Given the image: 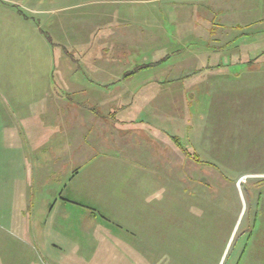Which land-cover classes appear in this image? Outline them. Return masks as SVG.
Segmentation results:
<instances>
[{"label":"rangeland","instance_id":"obj_1","mask_svg":"<svg viewBox=\"0 0 264 264\" xmlns=\"http://www.w3.org/2000/svg\"><path fill=\"white\" fill-rule=\"evenodd\" d=\"M70 67L104 87L61 99L54 77ZM75 96L82 133L94 126L123 149L116 160L141 167L110 166L92 133L83 164L100 167L73 185L81 207L52 208L59 175L53 157L26 151L28 131L63 142ZM263 170L264 0H0V264H227L231 238L226 257L264 212V184L253 185ZM103 181L113 202L92 204ZM244 203L250 219L237 227Z\"/></svg>","mask_w":264,"mask_h":264},{"label":"crops","instance_id":"obj_2","mask_svg":"<svg viewBox=\"0 0 264 264\" xmlns=\"http://www.w3.org/2000/svg\"><path fill=\"white\" fill-rule=\"evenodd\" d=\"M41 2H42V0H38V5ZM33 12L36 14H42V15H46L48 13L45 11H37V12L33 11ZM35 35H38V40L43 38L42 34L39 32L38 29L34 30L33 36H35ZM57 45H60V43H57ZM64 53L66 55L65 50H64ZM66 56L69 57L68 55H66ZM61 58H63V56H61ZM69 58L71 59V57H69ZM255 64L257 65V62H255ZM247 65H249V64H247ZM54 71L56 72V70H54ZM56 73L57 74L54 77V78H57L56 86L58 83L59 87L61 88V89L59 88L60 91L63 90L61 92L64 93V95L59 96V97L61 99H64L65 101L70 100V98H71L70 95L72 93H73V95L81 93L87 85L92 86L94 84L96 86L104 87L103 82H101L102 83L101 84L100 82L97 81V79H95V81L90 80L88 82L82 81L81 78L76 80L75 76L80 72H78L77 69H72L71 67L69 69H66V70L64 69V71H57ZM94 73L96 76L99 75L97 72H94ZM101 75H102V78H104V76H107V74H101ZM31 76H33V75H31ZM37 76L40 77V74L39 75L37 74ZM135 76H133L130 79L125 80V82L132 80ZM72 98H74L75 101H74V104L71 107V109H75L74 111H76V109L78 108V111H79L78 119L79 120L76 119V116L73 117V119H72L73 124H74L73 127L71 124L65 123L68 120H63V124L65 126H64V128L62 127L60 129V132L57 134V136L60 135V137L64 136L62 138L63 142H60L58 145L56 144L54 148L49 147V146H51L49 140L46 143H45V140L41 143H34L38 140V138H34V136H32V134H31L32 128L31 127L29 128V129H31V131H28L29 137L31 138V141H30L31 145H28L29 140H27V145H28L27 149L29 151L28 150H26V151L28 153H30V149H32L33 154H36L37 156H38L37 153H43L44 152V156L41 155L42 157H44V161H45V156H49V158L53 157V163L54 164H53L52 169L56 170V172H58V175H59L57 180H56L57 185H55V187H54V188H57L58 190L55 191V194L54 193L51 194V196H50L51 200L50 201H52V202L48 203L49 206L53 205L52 208L54 206H57L58 204L70 205L71 207H78V206L81 207L82 204L79 201H76V198L79 199V197H76V194H75L76 191H75V188H73V185L75 184V182L80 177V175L83 171L86 172L88 169L92 168L93 172H94L93 174H95V172L96 173L98 172L97 168L100 167V166L91 165V166H88L89 168L87 169L86 164L89 165L92 163V161L90 163H88V161H87V163L83 164L84 163L83 157L89 158L90 156L95 155L94 153L89 155L90 153H86L87 151H83L86 149L84 146L88 145V148L90 146V147H93L95 149H97V146H98L95 143L93 145V144L87 142L88 140H91L89 138L92 135V133L94 134V140H97V139L101 140V148L100 149H102L104 151V152L100 151L101 157H102V159H110V163H108L110 166L116 167V169L118 168L121 170V166L125 163L134 164L135 166L133 167V169L130 170L133 174L138 173L137 167H141V166H138L136 161H135L136 156H135V158H132L133 163H131L130 160H124L123 161V159L120 157L118 160H116V158H118V154L124 152L123 149L121 151H120V148L119 149H117V148L109 149L110 146L108 145V141H106L103 137L102 138L97 137L96 130H93L91 128V127L94 128V126L90 125V127L86 128L85 132L82 133L83 132L82 125H81L82 120L80 118L81 102H76V100H77L76 96L72 97ZM30 122L31 121H28L27 124H30ZM70 122H71V120H70ZM31 124H33V123L31 122ZM92 124H97V122L95 121ZM33 127H35V126H33ZM48 136H51V135H49V133H48L46 138H48ZM66 136H70L72 139L68 140V139H66ZM83 137H84V140H83ZM35 139H37V140H35ZM40 140L41 139H39V142H40ZM82 140H83L84 144H82ZM102 141L104 142V145L102 144ZM115 152L118 154L111 155L112 153H115ZM46 161H48V160L46 159ZM134 161H135V163H134ZM101 168L105 169L104 167H101ZM147 171L150 172L149 170H147ZM249 172H254V171H249ZM260 172L264 173V170L258 171L257 173H260ZM43 178H44V176H43ZM253 185L255 186L256 183H254ZM67 188L71 191L70 192L71 197H67L65 194V190H67ZM112 188H113V185L109 184L105 181L101 182L100 184L95 183V185L91 188L92 194H90V197L94 199L91 201L92 204H109L108 202H111V201L113 202V194H114L113 190L114 189H112ZM261 188L264 189V187H261ZM59 200H60V203L58 202ZM259 201H260L261 205H264V190H263L262 196H260V198H259ZM146 203L143 200V204H146ZM46 204H47V202H46ZM52 208H50V212H51V210H53ZM245 215L247 218L249 217V219H250V213L247 212V205H245V203H244V209H243V212L241 211L237 227L240 225V223L242 222ZM236 230H234V233L232 235V237L234 236V238H235V235L237 234ZM245 231L246 232L241 233V236L239 238L240 239L239 242L241 243L243 241L242 236H244V234H247L244 236L246 238L242 243L243 246L242 247L239 246L240 252L236 256L237 260L234 262V264H264V212H261V211L255 212L253 214L252 226L251 227L248 226V229H246ZM231 240H232V238H231ZM228 246H229V244H228ZM228 246H227V249H228ZM239 247L235 246L234 253L230 257H228V256L226 257V254L228 255L230 248L228 249L227 252H225L226 254H224V256H225V262L224 263L228 264L230 261H232L236 252L238 251Z\"/></svg>","mask_w":264,"mask_h":264},{"label":"trees","instance_id":"obj_3","mask_svg":"<svg viewBox=\"0 0 264 264\" xmlns=\"http://www.w3.org/2000/svg\"><path fill=\"white\" fill-rule=\"evenodd\" d=\"M43 34L46 35L45 33H43ZM46 38H47V40H48L52 45H55V43L53 42L52 38H51L49 35H46ZM56 45H57V44H56ZM65 50H67V49H65ZM67 54H68L69 56L73 57V56L69 53L68 50H67ZM167 61H168V57L165 56V57L161 58L160 60L155 61V62L152 63V64L145 65V66L143 65V66H140V67L136 68L135 70H132V71H130V72H126V73H124V75H123L122 81H125V80H127V79H130V78H132L133 76L137 75L138 73H140V72H142V71H145L146 69H150V68H153V67H155V66H162V65H164L165 63H167ZM174 140H175L176 144L178 145V143H177L178 141H177L176 139H174ZM184 152L186 153V155H187L188 157H191L192 159H195L196 161L199 160L198 158H195L194 155L191 154V152H189V151H187V150H184ZM206 165H212V164L206 163ZM263 184H264V181L256 182V185H257L258 187L263 186ZM242 188L244 189L243 191L246 193V195H248V194L250 193L249 188L246 187L245 185H243Z\"/></svg>","mask_w":264,"mask_h":264},{"label":"water","instance_id":"obj_4","mask_svg":"<svg viewBox=\"0 0 264 264\" xmlns=\"http://www.w3.org/2000/svg\"><path fill=\"white\" fill-rule=\"evenodd\" d=\"M246 178H249V177H244V178H242V179L239 180V182H238V184H237L239 189L243 186V184H244V180H245ZM230 242H231V241H230ZM229 245H230V243H229ZM228 249H229V246H228ZM228 249H227V251H228Z\"/></svg>","mask_w":264,"mask_h":264}]
</instances>
